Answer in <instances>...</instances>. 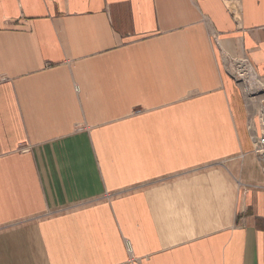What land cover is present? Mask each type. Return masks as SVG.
<instances>
[{"label": "crops", "instance_id": "obj_1", "mask_svg": "<svg viewBox=\"0 0 264 264\" xmlns=\"http://www.w3.org/2000/svg\"><path fill=\"white\" fill-rule=\"evenodd\" d=\"M242 61L264 0H0V264H264Z\"/></svg>", "mask_w": 264, "mask_h": 264}, {"label": "rangeland", "instance_id": "obj_2", "mask_svg": "<svg viewBox=\"0 0 264 264\" xmlns=\"http://www.w3.org/2000/svg\"><path fill=\"white\" fill-rule=\"evenodd\" d=\"M241 63L244 64V61L240 62V64H238L237 62L231 63V65H230L231 68L230 69H231L232 73L234 74V76L236 78L239 77L238 78L240 80L239 84L241 86L243 94L245 95V97L247 96L248 99L247 98L246 99L249 102L250 106L253 107V108H256V110H258L264 116V106L262 105V99H263L262 97L264 95L263 89H261V86H259L258 87L259 89H256L254 93H250L247 90L248 81L245 82L244 80H242L241 74H244L245 76H248V75H247L246 71H243L244 68H243ZM258 81H260V80L258 79ZM245 89L247 91V94L245 92Z\"/></svg>", "mask_w": 264, "mask_h": 264}, {"label": "bare ground", "instance_id": "obj_3", "mask_svg": "<svg viewBox=\"0 0 264 264\" xmlns=\"http://www.w3.org/2000/svg\"><path fill=\"white\" fill-rule=\"evenodd\" d=\"M242 66L244 68L243 71H246L247 75H248V76H245L244 74H241L242 80H244L245 82L248 81L247 90L250 93H254L256 89H259L258 87L261 85V83H260V81H258L257 76L255 75L253 69L250 67L249 63L244 62V64H242Z\"/></svg>", "mask_w": 264, "mask_h": 264}, {"label": "built area", "instance_id": "obj_4", "mask_svg": "<svg viewBox=\"0 0 264 264\" xmlns=\"http://www.w3.org/2000/svg\"><path fill=\"white\" fill-rule=\"evenodd\" d=\"M238 78L239 77H237L236 79L239 82L240 80ZM262 118H263V126H264V117L262 116ZM253 141H254V152L261 158L264 165V128L261 134L254 136Z\"/></svg>", "mask_w": 264, "mask_h": 264}]
</instances>
